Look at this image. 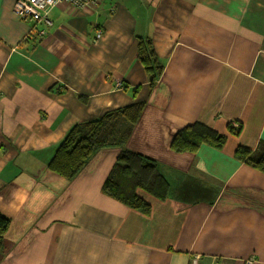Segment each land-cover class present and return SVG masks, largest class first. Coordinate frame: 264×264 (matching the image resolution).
<instances>
[{
  "label": "crops",
  "instance_id": "obj_1",
  "mask_svg": "<svg viewBox=\"0 0 264 264\" xmlns=\"http://www.w3.org/2000/svg\"><path fill=\"white\" fill-rule=\"evenodd\" d=\"M14 3L0 0V264H264V173L234 156L264 143V0L63 4L43 37ZM137 37L164 64L151 87ZM134 102L145 106L124 146L167 186L162 200L136 190L148 215L101 192L117 148L70 181L47 168L74 124ZM192 123L223 146L173 152Z\"/></svg>",
  "mask_w": 264,
  "mask_h": 264
},
{
  "label": "trees",
  "instance_id": "obj_2",
  "mask_svg": "<svg viewBox=\"0 0 264 264\" xmlns=\"http://www.w3.org/2000/svg\"><path fill=\"white\" fill-rule=\"evenodd\" d=\"M136 57L153 86L163 71V61L156 54L152 41L136 38ZM145 102L105 112L101 116L74 124L47 163V168L63 179L72 180L89 162L92 156L104 148H117L116 159L104 180L101 192L144 215L150 213V205L136 190L141 189L157 199H164L167 186L156 171V161L140 153L126 149L124 143L141 116ZM236 128L229 127L235 134ZM226 136L201 124L192 123L178 130L172 137L170 148L176 153H195L201 145L220 149ZM237 160L264 173V143L250 151L242 146L235 149ZM10 220L0 214V246Z\"/></svg>",
  "mask_w": 264,
  "mask_h": 264
},
{
  "label": "built area",
  "instance_id": "obj_3",
  "mask_svg": "<svg viewBox=\"0 0 264 264\" xmlns=\"http://www.w3.org/2000/svg\"><path fill=\"white\" fill-rule=\"evenodd\" d=\"M101 1L102 0H15L12 12L18 18L31 22L33 28L37 26V28H35V35L43 37L47 34L48 28L52 25V21L48 16V12L51 8L66 4L73 9H95ZM100 34V29H97L95 38H98ZM116 86L119 87L120 83H116ZM231 126L237 128L238 123L233 122ZM251 262V259H246L243 264H252Z\"/></svg>",
  "mask_w": 264,
  "mask_h": 264
}]
</instances>
